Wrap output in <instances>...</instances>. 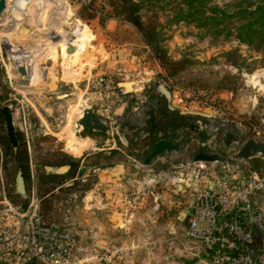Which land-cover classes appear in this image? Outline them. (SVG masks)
<instances>
[{
	"label": "rangeland",
	"instance_id": "374dc122",
	"mask_svg": "<svg viewBox=\"0 0 264 264\" xmlns=\"http://www.w3.org/2000/svg\"><path fill=\"white\" fill-rule=\"evenodd\" d=\"M107 2L117 25L106 32L108 22L98 20L103 28L99 31L113 45V59L121 61L96 64L99 53L95 48L76 54L72 59L84 54L80 60L92 70L75 85L60 82L53 93H32L18 76L14 80L8 75L12 62L8 46L1 40L0 108L9 107L16 133L23 138L30 180L26 197L15 198L18 161L5 157L0 145V200L5 196L12 203L28 205L35 192L43 211L76 236V247L66 264H206L204 250L185 236L183 208L168 210L158 198L185 178V166L196 154H216L223 159L226 152H238L241 146L224 148L221 144L225 131L238 136L241 145L251 139L264 144L263 57L234 36L225 37V32L234 31L236 22L219 26V35L212 25L199 27L197 21H184L189 13L181 0ZM235 2L212 0L209 6L229 10ZM79 12L84 20L95 19L83 8ZM227 53L232 54L228 60L223 57ZM164 59L179 63L175 71L169 70L171 77L162 66ZM16 64H12L15 69ZM100 73L117 85L136 83L138 91L125 97L117 128L108 134L85 136L95 142L90 147L88 142L71 139L84 112L76 110L82 101L95 109L89 82ZM158 85L169 90L170 105L178 115L190 112L211 118L169 120L177 128L156 137L178 145L180 151L164 153L144 165L156 143L151 140L154 123H148L149 114L158 117L164 103L159 100ZM236 127L243 131L242 136ZM4 130L0 119V135ZM64 141H68L67 152L63 151ZM71 158L78 160L73 176H69ZM45 162L56 166L42 165ZM248 163L264 177V153L254 155ZM119 164L125 167L120 180L102 173ZM46 167H67L68 171L44 183L39 177L48 175ZM47 188L50 190L43 194Z\"/></svg>",
	"mask_w": 264,
	"mask_h": 264
},
{
	"label": "built area",
	"instance_id": "2783aa9c",
	"mask_svg": "<svg viewBox=\"0 0 264 264\" xmlns=\"http://www.w3.org/2000/svg\"><path fill=\"white\" fill-rule=\"evenodd\" d=\"M66 1L101 24L113 19L107 0ZM89 84L95 109L83 110L94 112L109 131L117 128L126 95L106 73ZM185 170V178L158 199L168 210L183 208L186 238L202 247L206 264H264V210L257 202L264 177L238 152H226L219 162L192 161ZM76 243L72 231L40 214L35 192L25 211L5 196L0 200V264H66Z\"/></svg>",
	"mask_w": 264,
	"mask_h": 264
},
{
	"label": "crops",
	"instance_id": "0c3cea01",
	"mask_svg": "<svg viewBox=\"0 0 264 264\" xmlns=\"http://www.w3.org/2000/svg\"><path fill=\"white\" fill-rule=\"evenodd\" d=\"M5 1V9L0 17V42L2 40L8 46L7 54L12 64L17 62L25 64L28 70L26 87L29 88L30 92L40 94L47 91L53 93L60 82L77 84L80 78H84L92 70V66L80 60L84 57V54L91 52V48H95L99 53L96 56V64L107 61V65H109V62L113 59L114 55L112 53L115 51L113 50V45L109 44L110 42L103 38L101 31H99L103 30V28L100 27L96 18L84 20L79 12L80 6L77 7L66 0ZM116 22L115 19H111L106 25V32L108 29L112 31L117 25ZM81 29L86 30L89 35L85 53L76 60H70L68 56L65 58L66 53L63 51L62 42L72 39L74 33ZM113 60L110 62L111 64L120 62L121 58ZM12 64L9 65L7 73L15 80L18 74ZM84 103L85 101L83 100L81 104L85 108ZM123 109L119 111L120 115ZM199 129L201 128L197 127V130ZM84 133L88 132H82L78 127L75 128L71 141L88 142L90 147L93 146L95 143L93 139L85 137L88 135H84ZM67 142L65 143L64 141L65 148L63 151L65 152H67ZM81 155L73 157L78 158ZM252 157L254 155H251L247 163ZM109 177L115 179L111 176ZM257 202L264 210V192L258 194Z\"/></svg>",
	"mask_w": 264,
	"mask_h": 264
},
{
	"label": "trees",
	"instance_id": "16d2710c",
	"mask_svg": "<svg viewBox=\"0 0 264 264\" xmlns=\"http://www.w3.org/2000/svg\"><path fill=\"white\" fill-rule=\"evenodd\" d=\"M182 6H184L189 13L186 17H184V21L187 23H193L197 21V26L199 27H207L212 25L211 28L213 30L218 31L219 35H221L222 30H217V28L221 25L232 24L236 22V26L234 27V31L225 32V37L234 36V38L240 42L241 44H245L247 47L254 50L256 53H259L262 57V63L264 68V0H237L234 4L229 7V10H221L215 6H209V3L212 0H181ZM91 15V14H90ZM93 17V15H91ZM226 26L223 27V30ZM232 56V54H224L223 57L227 58V60ZM179 63H169L167 59L162 61V66L166 67L167 77H171V71H175L178 67ZM131 95H126V97H130ZM159 100L165 103L166 100L159 96ZM161 104V108H159L158 117H156L154 112L149 114L148 123H154V129L152 130L151 140L157 142L160 140L157 138V134L160 132L166 133L168 130L173 131L177 128V126H173L171 122H182L187 119L188 116H180L176 112H170L167 109L165 104ZM191 118V117H188ZM0 119L3 120V116L0 115ZM158 120V121H157ZM84 135L88 136H96L92 133H84ZM17 139L19 141V146L16 150H13L9 145L5 130L0 135V145L5 154V157L17 159V171H21L22 177L25 182L26 189L28 190V182L30 180L29 169L27 166V155H26V147L23 142V138L17 132ZM42 140H48L49 138L43 137ZM146 139V138H144ZM146 146V145H145ZM67 156H63L66 158ZM42 165L48 166H56L51 162L42 163ZM41 165V166H42ZM249 165V163H248ZM70 171L69 176H73L78 168V160L75 158H71V163L69 164ZM250 166V165H249ZM251 167V166H250ZM59 178L56 175H41L39 180H43L44 183L47 181H53ZM50 188L43 190V194H46ZM15 198H20L18 194H15ZM9 198L12 199V195H9ZM40 199V198H39ZM8 200V199H7ZM10 201V200H9ZM11 202V201H10ZM12 203V202H11ZM16 206H20L22 203H12ZM41 204V205H40ZM39 212L46 220H55L52 219V215L49 213H45L42 207V200H39Z\"/></svg>",
	"mask_w": 264,
	"mask_h": 264
},
{
	"label": "water",
	"instance_id": "95a60500",
	"mask_svg": "<svg viewBox=\"0 0 264 264\" xmlns=\"http://www.w3.org/2000/svg\"><path fill=\"white\" fill-rule=\"evenodd\" d=\"M6 1L0 0V17L2 15V12L5 9ZM75 52V47L70 45L67 46L65 49L66 55H71ZM16 71L18 74V77L20 78V81H22L24 84L23 86H27L28 81V70L23 62H17L16 64ZM26 83V84H25ZM130 83L122 82L118 83V88L124 92L125 95L134 94L138 90L136 89H129L126 87V85H129ZM157 92L160 96H162L166 102H167V109L170 112H174L175 109L170 105L171 103V93L164 85H158ZM0 115L3 116L4 119V127H5V134L7 141L11 148L13 150H16L19 146V141L16 136V128L13 121V115L10 112L9 108L7 106L0 108ZM180 116H195V117H201V118H211L210 116L203 115V114H195V113H179ZM76 126L82 131V132H88L93 134H108V127L103 124V122L100 120V118L92 111H84L80 115V117L76 121ZM237 128V127H236ZM237 130L240 132V135H243V131H241L239 128ZM221 144L224 146V148H230L232 146H241L240 150L238 151V157L243 160H248L251 155H257L264 153V144L251 139L246 141L244 144L241 145V141L238 136H236L232 131H225L221 138ZM180 147L176 144H172L167 140H159L156 142L151 150L148 156L145 157L143 164L149 165L152 159L169 152H179ZM221 158L216 154H205V153H199L196 154L193 157L194 162H204V163H213V162H219ZM68 171L67 167H46L45 173L48 175H60L63 173H66ZM84 171V168L80 170V173L82 174ZM96 172H99L96 170ZM125 172V167L122 164L116 165L114 168H106L102 173L111 176L117 180L121 179V176ZM15 186L17 194L21 198L26 197V186L24 179L22 177L21 171H18L15 176ZM27 205L21 204L20 209L22 211L26 210Z\"/></svg>",
	"mask_w": 264,
	"mask_h": 264
},
{
	"label": "bare ground",
	"instance_id": "6f19581e",
	"mask_svg": "<svg viewBox=\"0 0 264 264\" xmlns=\"http://www.w3.org/2000/svg\"><path fill=\"white\" fill-rule=\"evenodd\" d=\"M60 4V3H58ZM79 25V24H78ZM79 28V27H78ZM82 30V29H81ZM75 30L76 32L74 33L73 35V38L70 39V40H66L63 42L62 44V47H63V51L64 49L67 48V46H74L76 48L75 52L72 53L71 55H68L69 59L71 60L73 58L74 55L76 54H81L83 53L85 50H86V43H87V40H88V33H86V30ZM91 36V35H90ZM91 38V37H90ZM64 53V52H63ZM68 59V60H69ZM127 83H130L129 85H126V87L128 88V90L131 88V89H135L134 86L136 85V83H131V82H127ZM85 104V103H84ZM78 105V104H77ZM76 105V106H77ZM75 106V105H74ZM72 108V107H70ZM76 108V107H75ZM84 106L81 104L76 110L78 111V113H80L82 110H83ZM73 109V108H72ZM73 111V110H72ZM69 118V116H68ZM75 118V117H74ZM69 123V121H68ZM65 129V128H64ZM71 132V131H70ZM69 134V132H68ZM67 134V135H68ZM61 135V134H60ZM68 137V136H67Z\"/></svg>",
	"mask_w": 264,
	"mask_h": 264
},
{
	"label": "flooded vegetation",
	"instance_id": "af4514ba",
	"mask_svg": "<svg viewBox=\"0 0 264 264\" xmlns=\"http://www.w3.org/2000/svg\"><path fill=\"white\" fill-rule=\"evenodd\" d=\"M8 107V106H7ZM9 108V107H8ZM13 115V114H12ZM3 122H4V119H3ZM6 135V134H5Z\"/></svg>",
	"mask_w": 264,
	"mask_h": 264
}]
</instances>
